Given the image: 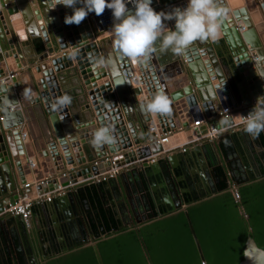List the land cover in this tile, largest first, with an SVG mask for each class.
Returning <instances> with one entry per match:
<instances>
[{
    "label": "water",
    "instance_id": "obj_1",
    "mask_svg": "<svg viewBox=\"0 0 264 264\" xmlns=\"http://www.w3.org/2000/svg\"><path fill=\"white\" fill-rule=\"evenodd\" d=\"M18 2L19 5L16 0H0V88L8 90L0 92V114L3 116L0 121V211L19 199L21 183L26 179L34 182L31 169L36 163L28 157L23 142L40 137L47 144L44 156H50L54 172L51 179L37 185L38 193L53 191L60 185L69 188L58 197L54 207L56 212L60 211L61 205L68 206L71 211L54 217L47 213L45 222L35 226L33 232L22 225L21 216H14L16 222L13 228L0 220V249L11 253L15 264L20 251L26 264H41L37 246L46 259L52 256L47 253L48 244L51 251L60 233H64L68 238L82 237L86 243L92 244L99 263L103 264L99 240L94 236L88 217L90 206L86 199L78 196L77 190L88 185L93 175L111 169L112 162L101 159L112 155L117 165L130 164V168L121 171L118 178L130 177L142 203L153 214L146 220L152 222L176 212H185L204 261L206 258L190 218L189 207L209 198L202 197L196 201L191 193L205 179H210L209 169L216 171L221 156L213 141L204 143L207 140L205 135L210 131L208 125L194 126V120L198 117L214 119V126L221 128L225 126L219 122L230 118L233 125L252 110L258 98L264 101V0H220L221 6L229 12L223 20L218 39L196 41L181 55L170 50L152 55L154 65L157 67L160 64L165 72V67L174 69L180 66L177 83L169 81V97L172 99L169 115L147 114L141 110L140 105L149 101L151 94L149 96L145 89L140 64L120 56L114 47L109 46V42L114 41L111 30L113 16L108 25H103L101 16L91 12L79 25H67L64 19L72 14L71 7L59 4L53 8L55 0ZM187 3L188 0H152L151 6L156 11L169 12L173 7H186ZM31 4L35 8L39 28L35 21L32 22ZM80 6L77 3L76 7ZM127 6L133 8L131 3ZM108 10L112 13L111 9ZM16 17L15 29L13 20ZM165 24L174 29V21H165ZM19 27L29 35L28 46L21 36L24 31H19ZM96 35H104V38L98 41ZM36 38H41L48 47L44 55L35 52L31 40ZM68 47L70 70L77 76L72 90L65 86V81L59 83L55 79V76L62 75L63 68L57 71L52 67L53 63L47 67L50 61L38 64ZM86 52L90 60L83 59ZM93 55L96 58H92ZM100 60L105 63L99 64ZM132 63L136 68L135 74ZM10 68L19 71L11 79ZM25 89L31 91V100L24 98ZM72 93L75 97L64 111L53 109L59 97L71 96ZM4 97L12 101L11 105L4 104ZM226 107L231 108L232 114L220 117ZM190 110L194 119L190 118ZM164 119L168 120V125L164 124ZM100 126H109L114 130L116 144L99 149L93 147L92 133ZM173 130H177L174 133L177 140L181 138L184 144L191 146L183 153L175 154L179 156L175 164L172 163L176 160L173 154L151 162L150 157L165 148L166 143L158 142V134ZM232 135L241 155L249 154L255 160H263L264 131L255 139L243 129ZM237 136L245 138V142ZM106 183L112 189L114 182L110 180ZM116 195L122 204L117 207L118 216H115L119 222L116 229H120L132 224L133 219L120 188H117ZM114 203H117L116 200ZM130 203L132 205L131 200ZM161 204L169 206L161 208ZM46 206V210H50ZM123 212L130 219L128 223ZM156 212L159 216L154 219ZM137 222L143 221L137 219ZM57 254L59 251L53 253ZM262 254L264 249L249 236L240 264H254V261L255 264H264Z\"/></svg>",
    "mask_w": 264,
    "mask_h": 264
},
{
    "label": "trees",
    "instance_id": "obj_2",
    "mask_svg": "<svg viewBox=\"0 0 264 264\" xmlns=\"http://www.w3.org/2000/svg\"><path fill=\"white\" fill-rule=\"evenodd\" d=\"M41 50H43L42 43L38 51ZM217 170L224 178L223 186L216 196L189 207L190 218L206 258L204 261L200 257L185 212L142 223L147 226V230L133 229L130 233L121 236L123 228L116 229L119 222L113 211L104 207L99 194L102 185L106 182L79 187L78 196L86 199L90 206L88 217L94 236L99 240V251L104 263L109 264L106 250L111 244L128 240L139 243V249L145 252L146 260L150 261V264H240L244 259L249 236H252L258 246L264 249V190L260 193L254 192L253 196H259L260 201L257 205L248 206L245 194L247 190L239 188L241 201L238 202L231 191V186L234 184L233 177L225 167L218 166ZM243 205L246 212L252 216L249 220L239 213ZM249 227L254 231H250ZM160 228L170 230H166L164 236L155 239H153L154 232H146L149 231L148 229L155 231ZM141 237L145 239H140ZM142 241L144 245H141ZM157 247L163 249L154 251ZM84 253L96 259L93 248ZM17 255L24 264L22 252ZM6 256L9 264L13 262L10 254L6 253Z\"/></svg>",
    "mask_w": 264,
    "mask_h": 264
},
{
    "label": "clouds",
    "instance_id": "obj_3",
    "mask_svg": "<svg viewBox=\"0 0 264 264\" xmlns=\"http://www.w3.org/2000/svg\"><path fill=\"white\" fill-rule=\"evenodd\" d=\"M77 3L82 6L76 7ZM128 3L133 8H129ZM59 4L73 9L71 15L65 16L67 25H79L89 13L95 12L99 16L106 8L111 9L114 49L120 56L137 63L147 62L157 52L166 53L170 50L181 55L196 41L218 39L223 20L229 12V9L221 6L220 0H188L186 7H173L169 12L154 10L152 0H55L53 8ZM165 21H174V29L167 27ZM98 63L102 65L105 62L100 60ZM5 91L8 90L0 88V92ZM23 96L27 100L32 99L29 89L23 91ZM11 103L8 97H4L5 105ZM71 103L70 95H62L53 104V109L62 112ZM171 105L172 99L161 89L140 107L147 114L169 115ZM219 123L230 127L232 121L225 118ZM241 123L247 134L257 138L264 131V101L258 98ZM116 142L114 130L109 126H100L92 133L94 148L114 145Z\"/></svg>",
    "mask_w": 264,
    "mask_h": 264
},
{
    "label": "crops",
    "instance_id": "obj_4",
    "mask_svg": "<svg viewBox=\"0 0 264 264\" xmlns=\"http://www.w3.org/2000/svg\"><path fill=\"white\" fill-rule=\"evenodd\" d=\"M16 3H17V5H19L18 0H16ZM30 3H31V1H30ZM30 8H31L32 14L36 13L35 8L33 7L32 4H31ZM20 18H22L21 14H20ZM17 19H18V17H16L13 20V24L15 26V29L17 26ZM31 19H32V22L35 21L36 23H38L37 25H38V27H40L39 20H38L36 14H34ZM107 36H109V35L107 34ZM33 40H31V42H33ZM32 45H33V43H32ZM109 46L113 49L114 41H110ZM67 51L70 52V47H68V49H63V50L61 49L58 53L51 54L50 57L46 58L44 61L45 63L50 61V63H47L48 65L46 64V66L47 67L49 65L52 66V63H53L52 67H54V69L57 71L61 70L62 68H63L62 71L68 70L71 64L69 62L70 61L69 56H68L69 52L66 54ZM35 52L37 54L38 51H35ZM93 57L96 58V55H93L92 58ZM83 59L90 60L89 54L86 53L85 56L83 57ZM136 64L137 65L140 64V68L143 70L142 72L144 74V84L146 86L145 89L148 91L149 96L151 94L150 99L154 95H156L161 89L165 92V94L170 96V92H169V88L171 87L170 83L173 82L174 84H176L177 83L176 79L180 75V72H179L180 66L179 65H177L174 69L173 68H167L164 66L166 68V72H165L164 68L160 64H158V66L156 67L151 58H150V61L148 60L146 64H143V63H136ZM146 65L148 68L146 67ZM132 68H133V71L135 74L136 70H134V69H136V68H135V65L133 63H132ZM150 69H151V71H150ZM10 70L12 71L11 68H10ZM147 71H149V72L147 73ZM15 72L18 73V71H15ZM169 81H170V83H169ZM138 84H139V82H137V85ZM65 86H67L70 90L75 88V84L72 83L71 80H67ZM143 95H144V93H142V96ZM71 97L72 98L75 97L74 93H72ZM140 100H142V99H140ZM242 108L243 107H241V109ZM241 109H239V110H241ZM80 110H81V107H80ZM0 116H2V115L0 114ZM190 118L194 119V116L192 115V110H190ZM195 120H197V119H195ZM195 120H194V122H195ZM167 121H168L167 119H164V124L168 125ZM203 124H207L208 127L210 128L212 125H214V119H206V120H204ZM176 131L177 130H173V132H168V133H165L162 135L158 134V136H157L159 138V137H164L166 134L170 135V141L165 144V146H166L165 148L168 150V155L173 154V157H176V160L172 161V163H174V164H175V161H179V156H177L175 154L183 153L184 151L182 150V147L189 148L191 146L190 144H184V142L181 141L182 140L181 138H180V141L177 140V138H176L177 135H174V133ZM235 132L237 133V132H239V130H236L234 132L230 131V132L222 133L216 139L212 140L215 143L217 149L219 150V153L221 156V162L217 163L216 167H218V166L225 167V169L228 170L229 173H231V171H234L235 169H239V170L241 169L240 170L241 174H245L244 172H246V171H247L246 173L248 174V170L250 172H252V174L254 173L255 169L264 170V155H263L264 152L261 149H259V150H261V154L263 155V160L261 161L259 159H256L257 162L249 154L248 155H246V154L241 155V153L237 151L236 139L232 135ZM260 134L262 136L263 131ZM140 135L142 137H144L143 133H140ZM237 137L243 143L245 142V138H243L242 136H237ZM209 141H211V140L207 139V140H205L204 143L209 142ZM23 144L25 146L24 148L26 149V153H27L28 157L31 159H34L35 163H36V166L35 167L32 166V169H31L32 175L34 176L33 179H35L34 182L37 181L38 179L42 178V177H48V176L51 177L52 176L51 174L54 172V166H53V162H52L50 156H48V158L46 156H44L45 152L48 149L45 140L42 137H40L36 140L25 141V142H23ZM176 164H177V162H176ZM196 171H197V169H196ZM212 172L213 171L211 169H209V173L211 175H212ZM231 175L233 177V174H231ZM118 177L119 176H117L116 178L111 180L114 182L112 189L110 188V186L107 183H105L102 185V189L99 191L101 199L103 200L104 207L110 208L113 211L114 215L118 216L117 207H121L122 204L118 200V197L116 195V191H117V188H120L125 195V199H126L125 205L127 206V208L130 211V214H131L130 218H132L134 220L137 216V217H139V220L143 221L142 223L149 222L148 220H146V218L151 216L152 212L148 208H146L145 205L142 203L140 195L136 191V188L134 187L130 177L125 176V177H123V180H121ZM29 181H30L29 179H26L24 183H21L19 185L20 196L27 194V192L30 196L38 194V190H37V187L35 185H31V187L25 188L24 185L26 183H28ZM125 189H127L128 193L130 195L129 196L130 199L128 198ZM59 196H61V195H57L56 197H54V199L51 202H43L41 204L34 206L33 215L31 217V225H30V227L27 228L28 231L31 229V231L33 232V229L35 226H40L41 224H43L46 220V214L47 213L49 215H52V217H54V216L60 215L61 212L66 213L67 211H71V209H69L68 206H64V205H61V209L59 212L55 211L54 204L56 203ZM115 200L117 203H114ZM130 200L132 201L133 206L131 205ZM46 205H48L50 207V210H46L47 209ZM167 206H169V205L161 204V208H164ZM63 207H64V209H63ZM132 207L134 208L136 216L134 215ZM146 209H148V210H146ZM123 213H124V220L126 223H128L130 219H129L128 215L125 214V212H123ZM155 218H158V217H155ZM0 220L2 222H4V224H6L7 227H10V228H13L14 224L16 222L14 216H4L3 218H0ZM142 223L135 222L134 224H142ZM22 225H24V223H22ZM60 232H62V231H60ZM63 241H66V234L60 233V235L58 236V242L61 245V243H63ZM49 247H50V245L48 244V247L46 248L47 251H49ZM37 250H38L39 257H40V260L42 263L45 258L42 257L40 249L38 246H37Z\"/></svg>",
    "mask_w": 264,
    "mask_h": 264
},
{
    "label": "flooded vegetation",
    "instance_id": "obj_5",
    "mask_svg": "<svg viewBox=\"0 0 264 264\" xmlns=\"http://www.w3.org/2000/svg\"><path fill=\"white\" fill-rule=\"evenodd\" d=\"M107 10L108 9H105V11ZM101 18H102L101 22L103 25H106V24L108 25L112 20V17L109 15L101 16ZM103 36L104 35H100L98 37V35H96V39L99 41L101 38H104ZM32 43H33V47L35 51H38L39 45L41 43L43 45V50L38 51L37 55H44L48 51V47L45 45L44 42H42L41 38L34 39ZM68 52L69 51H67L66 54ZM44 61L45 60L39 61L38 64H42ZM70 69L71 68L69 67L68 70L62 71V75L55 76V79L59 83L63 81L66 82L67 80H71V82L75 84V80L77 76L75 72H72ZM61 76H62V79H61ZM217 168L218 167H215L216 171L212 172V175L209 177L210 179H205L204 182L200 183L199 187L196 188V190L192 191L191 197L194 200H197V199L201 200L200 198L202 197H208L209 199H211L214 196H216L214 194L217 191H219L220 188L223 186V178H224L218 173ZM240 170L235 169L234 171H231L230 173V174H233L234 184H236L239 188H243L247 190L245 194L247 196L248 206L257 205L260 199H259V196L257 195L253 196V193L254 192L260 193L262 190H264V170L255 169L253 174L249 170H248V174L246 173L247 171L244 172L245 174H241ZM236 201L240 202L241 198L240 200H236ZM177 213L179 212L173 213L170 216L175 215ZM239 213L248 220L252 217L251 214L246 212L244 205L241 206ZM152 215L150 217H152ZM254 215L256 216L255 213ZM259 215L261 216L262 214H259ZM158 216L159 215H157V212H156L154 219H156L155 217H158ZM137 219H139V217L136 216L132 224L125 225L122 227L123 230L121 232L122 233L121 236L130 233L133 229H141V228L143 229L144 228L145 230H147L146 225L134 224L135 222H137ZM148 230L149 231H146L147 233L154 232L153 239H155L160 236H164L166 234V230H170V229L160 228L155 231L150 230V229ZM249 230L252 232L254 231L252 227H249ZM140 239H145V238L141 237ZM13 244L16 247L15 243ZM142 244L144 245V241L141 242V245ZM139 247H140L139 243L132 241V240L115 242L111 244V246L106 250L109 264H150V261L146 260L145 252L143 250H140ZM90 248H93L92 244L86 243L82 237L72 239L66 236V241H63L61 245L59 242H55L54 246L52 245L51 251H47V253L49 254L51 253L52 256L44 259L41 264H100L97 257L95 259L94 257L86 255V253H84V252H87V250H90ZM161 249H163V247H157L156 249H154V251H158ZM56 251H59V254L53 255V253H56ZM20 252H17V254H20ZM10 256H12L11 253H10ZM6 259H7V256H6L5 251L0 249V264H9L6 261ZM12 260L13 262L10 261L11 262L10 264H15L13 258ZM17 261H18L17 264H23V262L21 261L18 255H17ZM28 264H34V263L29 262ZM103 264H105L104 260H103Z\"/></svg>",
    "mask_w": 264,
    "mask_h": 264
},
{
    "label": "built area",
    "instance_id": "obj_6",
    "mask_svg": "<svg viewBox=\"0 0 264 264\" xmlns=\"http://www.w3.org/2000/svg\"><path fill=\"white\" fill-rule=\"evenodd\" d=\"M104 15H109L111 17L113 16V14L110 12V10H107V11L103 12V14H101V16H104ZM12 75H14L13 72H12ZM231 114H232L231 108L226 107L220 113V117L225 118V117L230 116ZM245 116L246 115H243L242 119L239 122H236L235 124L231 125L230 127L217 128L216 126L212 125L210 127V131L205 135L206 139L212 141V140L216 139L222 133L230 132V131L234 132L236 130L243 129V124L241 123V121L245 118ZM2 120H3V116H0V121H2ZM203 122H204V120L200 119V117H199L197 120H195L194 126H200L203 124ZM169 137H170V135L166 134L162 138L159 137L158 141L161 143H167V142H169ZM182 150L185 151L186 148L182 147ZM167 155H168V150L166 148H164L163 151H160L158 154L153 155L151 157L150 161L153 163L157 162L158 160H160L161 158H163ZM111 159H112V157L107 155L104 159H101V161H109ZM111 161H112V165L116 164L113 160H111ZM99 162L100 161H98V163ZM128 168H130V164L117 165V167H113L112 169H109L105 172H102V173L97 174V175H93L91 177L92 181L89 182L88 185L93 184V183L100 184V183L108 182V181L116 178L121 171L126 170ZM51 177H49V176L48 177H42V178L38 179L37 181H35L34 183H26L24 186H25V188H29V187H31V185H35L37 187V185L43 184L47 180L51 179ZM68 190H70V189L64 188L60 185L55 190L47 192V193H43V194L38 193V194L33 195V196H30L28 194H24L23 196H20L19 199L16 200L15 202L10 203V205L7 208L4 207L3 210L0 211V218H3L7 214L9 216H21L23 221H24L25 227L28 228L31 225V217L33 215V208L35 205L41 204L43 202H51L54 199V197H56L57 195H63ZM231 191H232L235 199L240 200L241 194H240L239 187L236 184H232ZM203 263H205V262H203Z\"/></svg>",
    "mask_w": 264,
    "mask_h": 264
},
{
    "label": "bare ground",
    "instance_id": "obj_7",
    "mask_svg": "<svg viewBox=\"0 0 264 264\" xmlns=\"http://www.w3.org/2000/svg\"><path fill=\"white\" fill-rule=\"evenodd\" d=\"M35 14V13H34ZM33 14V15H34ZM36 20V19H35ZM38 24V23H37ZM107 25V24H106ZM39 28V27H38ZM19 31H24V32H22V34H21V36H22V38L24 39V40H26V46H28V44H27V41L29 40V35H28V33H27V31L26 30H24L23 28H21V27H19ZM23 40V41H24ZM111 44V43H110ZM87 53V52H86ZM64 55V54H63ZM50 57V56H49ZM69 60V59H68ZM70 62V61H69ZM68 62V63H69ZM65 66V65H64ZM146 67H147V65H146ZM145 68V67H144ZM148 68V67H147ZM134 70H136V69H134ZM146 70V69H145ZM149 70V69H148ZM150 71H151V69H150ZM12 72L13 71H11L10 72V74H9V77H10V79H11V76H12ZM15 72V71H14ZM14 72H13V74H14ZM149 71H147V73H148ZM17 74V72L14 74V75H16ZM150 74V73H149ZM152 74V73H151ZM147 75V74H146ZM153 77V76H152ZM52 84H54V82H51ZM157 86V85H156ZM158 87V86H157ZM156 87V88H157ZM158 134V133H157ZM160 138H162V137H160ZM159 138L157 137V140H158ZM159 142V141H158ZM166 147V146H165ZM110 156V155H109ZM112 156V155H111ZM152 156V155H151ZM150 159H151V157H150ZM111 160H113L114 161V158H113V156H112V159ZM111 160H109V161H111ZM112 162V161H111ZM113 167H117V164H115V165H112V168ZM111 168V169H112ZM105 172V171H104Z\"/></svg>",
    "mask_w": 264,
    "mask_h": 264
},
{
    "label": "rangeland",
    "instance_id": "obj_8",
    "mask_svg": "<svg viewBox=\"0 0 264 264\" xmlns=\"http://www.w3.org/2000/svg\"><path fill=\"white\" fill-rule=\"evenodd\" d=\"M13 72H14V71H13ZM18 72H19V71H18ZM15 73H16V72H15ZM15 73H14V74H15Z\"/></svg>",
    "mask_w": 264,
    "mask_h": 264
}]
</instances>
